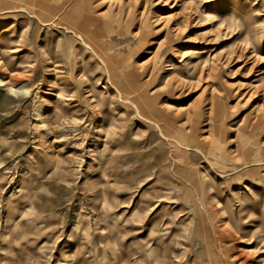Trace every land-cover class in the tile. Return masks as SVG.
<instances>
[{
	"label": "rangeland",
	"instance_id": "obj_1",
	"mask_svg": "<svg viewBox=\"0 0 264 264\" xmlns=\"http://www.w3.org/2000/svg\"><path fill=\"white\" fill-rule=\"evenodd\" d=\"M84 1L114 84L0 0V264H264V0Z\"/></svg>",
	"mask_w": 264,
	"mask_h": 264
},
{
	"label": "bare ground",
	"instance_id": "obj_2",
	"mask_svg": "<svg viewBox=\"0 0 264 264\" xmlns=\"http://www.w3.org/2000/svg\"><path fill=\"white\" fill-rule=\"evenodd\" d=\"M48 0H16V4H8L7 6H4L2 9L3 12L5 11L6 14L10 13V11H14V8L17 7V10H23L26 11L28 13V15H30V17H34L36 20L38 21H49V19L44 18L43 16H40L38 14L35 13V9L36 8H44L46 9L49 13H57L59 12V10H61L60 6H54L51 7L47 4ZM67 1V0H66ZM70 1V0H69ZM68 3V1H67ZM64 4V3H62ZM70 4V3H69ZM61 5V4H60ZM66 5V4H65ZM88 12V6L86 5L85 1L82 0H73V3L71 5V7L69 8V10H67L64 14H62L61 16H59L58 20H56L55 22H50V23H54L56 26H58L59 28L62 27L64 29L70 30L74 35L78 36L80 38V41L85 45V47L87 46V48H89L90 50V55L89 56H96L98 57V59L101 61V64L104 66V69L107 72V78H106V82H109L110 84H114V79H113V74H112V70L109 69V66L107 64V62L105 61L106 59L104 57H100L97 55V52L95 50V48L93 46H90L89 43H87V39L91 38V37H95L96 35H98V31L101 30L98 28H96V30H94L93 32H87V25L89 23H91L92 19L88 16L87 14ZM60 15V14H59ZM58 17V16H57ZM62 19H68L67 23H64L62 21ZM65 21V22H66ZM102 24V23H101ZM100 24V25H101ZM111 24V23H110ZM108 25V24H107ZM106 25V26H107ZM104 26V27H106ZM106 31V29H105ZM68 32V31H67ZM103 33V32H102ZM107 36V35H106ZM22 39L26 38V34H22L20 36ZM71 38V37H70ZM77 43V42H76ZM81 43V44H82ZM71 44V43H70ZM97 45V44H96ZM84 48V47H83ZM98 48V47H97ZM15 50V49H12ZM82 51V50H81ZM60 52V51H59ZM83 52V51H82ZM204 52V50H201L199 53L202 54ZM79 54V52H76ZM85 53V52H84ZM81 54V53H80ZM88 54V53H86ZM62 55V54H60ZM83 55V54H82ZM104 55V54H103ZM76 56V54H75ZM79 59V58H78ZM85 59V58H84ZM97 59V58H95ZM214 59V55H210L209 58H207L204 63L202 65H199L198 67H203V66H207L205 68L210 69L213 65H212V61ZM68 60V59H67ZM98 60V61H99ZM71 65L70 67H68V69L71 71L74 69L75 63H76V58L75 59H71V61H69ZM80 62H84V65H88V60L83 61V59L81 58ZM68 63V62H67ZM97 63V62H96ZM99 63V62H98ZM81 64V63H80ZM91 64V63H90ZM205 64V65H204ZM68 65V64H67ZM102 66V67H103ZM82 67V65H81ZM67 68V67H66ZM97 68V67H94ZM80 70V69H79ZM82 71V70H81ZM91 71V70H90ZM92 72V71H91ZM80 73V72H79ZM95 73V72H94ZM81 74V73H80ZM86 74V73H85ZM84 74V76H85ZM88 74V73H87ZM87 76V75H86ZM105 83V82H104ZM107 88V87H106ZM156 123V122H155ZM243 264V263H241Z\"/></svg>",
	"mask_w": 264,
	"mask_h": 264
}]
</instances>
